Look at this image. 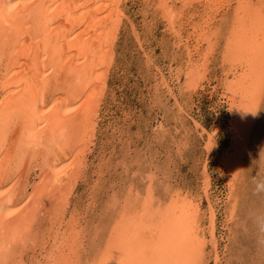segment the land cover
I'll return each mask as SVG.
<instances>
[{
    "label": "bare ground",
    "instance_id": "obj_1",
    "mask_svg": "<svg viewBox=\"0 0 264 264\" xmlns=\"http://www.w3.org/2000/svg\"><path fill=\"white\" fill-rule=\"evenodd\" d=\"M150 1L186 48L185 83L192 91L206 79L216 40L228 30L222 86L229 102L233 146L224 154L222 165L230 186L235 185L264 99V0H204L208 17L191 23L194 30L185 39L181 32L184 11L199 0H178L181 9L177 0ZM122 2L0 0V264L202 262L198 253L206 238L197 232L196 214L191 207L179 213L173 201L166 210L152 207L156 194L151 178L142 201L136 199L141 205L127 196L123 210L121 202L112 198L118 213L107 220L108 232L98 229L88 242L82 214L69 208L95 134L108 74V49L125 15ZM218 10L228 15L221 22L225 25L212 27ZM193 37L197 39L192 47ZM167 76H161L162 84L172 93ZM196 126L206 130L198 121ZM213 138L214 132L208 135L207 149H212ZM27 163L38 167L32 165L26 173ZM213 203L209 237L214 264H221ZM85 251L92 256L88 254L86 263Z\"/></svg>",
    "mask_w": 264,
    "mask_h": 264
},
{
    "label": "rangeland",
    "instance_id": "obj_2",
    "mask_svg": "<svg viewBox=\"0 0 264 264\" xmlns=\"http://www.w3.org/2000/svg\"><path fill=\"white\" fill-rule=\"evenodd\" d=\"M152 3L123 0L121 4L125 15L117 23L114 42L108 49V74L104 96L99 101L98 122L70 211L82 214L80 220L85 234L88 232L86 241L98 229L106 234L107 220L115 218V211L118 213V204L112 198L121 202L123 210L128 197L141 205L151 178L156 194L152 207L166 210L173 201L179 213L191 207L196 214L197 232L206 238L198 253L200 264H214L215 252L209 237V206L213 202L221 264H264V99L246 144L239 179L231 184L233 190L222 165L233 146L229 102L222 86L226 68L223 47L228 30L222 31L226 34L222 38L215 39L218 46L205 71L206 79L192 91L185 83L186 48L171 34L168 21ZM180 4L182 1L177 0L178 9ZM192 4L180 21L183 39L194 30L196 21L208 17L204 0ZM216 15L211 26L225 25L228 15L223 10ZM211 26L206 30L208 34ZM193 38L189 40L192 47L197 39ZM161 76H167L172 93L162 84ZM196 121L206 130L197 128ZM209 132L216 136L212 149L206 146ZM32 165L38 167L27 163L26 173ZM205 180H210L211 185ZM89 253L82 252L85 263Z\"/></svg>",
    "mask_w": 264,
    "mask_h": 264
},
{
    "label": "clouds",
    "instance_id": "obj_3",
    "mask_svg": "<svg viewBox=\"0 0 264 264\" xmlns=\"http://www.w3.org/2000/svg\"><path fill=\"white\" fill-rule=\"evenodd\" d=\"M260 186H261L260 184L257 185V187H260Z\"/></svg>",
    "mask_w": 264,
    "mask_h": 264
}]
</instances>
